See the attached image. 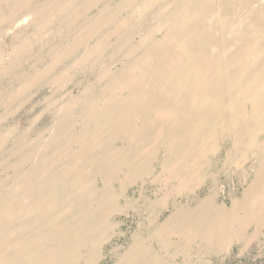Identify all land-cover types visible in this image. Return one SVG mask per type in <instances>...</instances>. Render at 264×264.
<instances>
[{
  "label": "rangeland",
  "instance_id": "rangeland-1",
  "mask_svg": "<svg viewBox=\"0 0 264 264\" xmlns=\"http://www.w3.org/2000/svg\"><path fill=\"white\" fill-rule=\"evenodd\" d=\"M0 264H264V0H0Z\"/></svg>",
  "mask_w": 264,
  "mask_h": 264
}]
</instances>
